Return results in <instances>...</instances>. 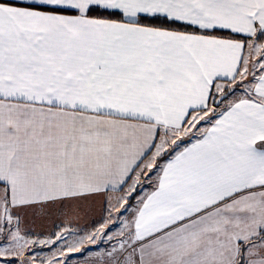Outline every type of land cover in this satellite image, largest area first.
<instances>
[{
    "label": "snow or ice",
    "instance_id": "obj_1",
    "mask_svg": "<svg viewBox=\"0 0 264 264\" xmlns=\"http://www.w3.org/2000/svg\"><path fill=\"white\" fill-rule=\"evenodd\" d=\"M0 264H264V0H0Z\"/></svg>",
    "mask_w": 264,
    "mask_h": 264
},
{
    "label": "crops",
    "instance_id": "obj_2",
    "mask_svg": "<svg viewBox=\"0 0 264 264\" xmlns=\"http://www.w3.org/2000/svg\"><path fill=\"white\" fill-rule=\"evenodd\" d=\"M102 214V209L99 203L96 204H85L83 210L79 213L76 223L81 226L84 224H90L92 220H98ZM58 219H65L63 216H57ZM62 224V222L60 221ZM63 225V224H62Z\"/></svg>",
    "mask_w": 264,
    "mask_h": 264
},
{
    "label": "rangeland",
    "instance_id": "obj_3",
    "mask_svg": "<svg viewBox=\"0 0 264 264\" xmlns=\"http://www.w3.org/2000/svg\"><path fill=\"white\" fill-rule=\"evenodd\" d=\"M55 219H56V225H57V230H58L59 227L63 226V225L60 223V221L62 222V221H64V220H63V219H60V218L58 219V217H56ZM45 223H46V225H47V229H51V228H52V220H48V221H46ZM34 230H36V229H34ZM45 251H47V250H45Z\"/></svg>",
    "mask_w": 264,
    "mask_h": 264
}]
</instances>
